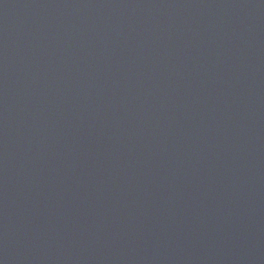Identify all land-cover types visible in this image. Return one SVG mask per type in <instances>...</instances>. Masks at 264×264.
Here are the masks:
<instances>
[{"label":"water","instance_id":"water-1","mask_svg":"<svg viewBox=\"0 0 264 264\" xmlns=\"http://www.w3.org/2000/svg\"><path fill=\"white\" fill-rule=\"evenodd\" d=\"M0 264H264V0H0Z\"/></svg>","mask_w":264,"mask_h":264}]
</instances>
